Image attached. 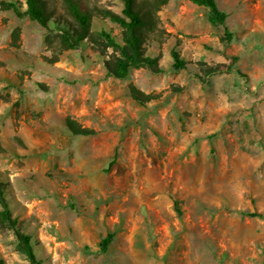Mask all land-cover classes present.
Wrapping results in <instances>:
<instances>
[{"label": "rangeland", "instance_id": "obj_1", "mask_svg": "<svg viewBox=\"0 0 264 264\" xmlns=\"http://www.w3.org/2000/svg\"><path fill=\"white\" fill-rule=\"evenodd\" d=\"M218 6L234 28L225 44L202 6L167 0L164 42L147 45L166 72L138 68L124 80L88 47L62 49L0 9V175L43 264H264V218L243 214L264 216V0ZM176 45L185 70L171 68ZM199 63L232 69L202 83ZM130 83L158 97L142 106ZM68 115L95 133L71 134ZM0 257L29 264L2 226Z\"/></svg>", "mask_w": 264, "mask_h": 264}, {"label": "trees", "instance_id": "obj_2", "mask_svg": "<svg viewBox=\"0 0 264 264\" xmlns=\"http://www.w3.org/2000/svg\"><path fill=\"white\" fill-rule=\"evenodd\" d=\"M122 7L119 12L113 11L104 5L92 3L90 0H0L1 10H10L18 18L27 17L36 22L47 32L57 35L62 49L79 50L88 47L90 52L101 61L107 76L124 80L133 69L145 68L149 72L158 74L166 70L158 61L157 56L147 53L150 43L161 44L165 39L159 11L167 0H120ZM205 9L208 22L215 27H221L220 42L227 43L233 38L234 28H228L226 20L228 14L219 8L218 0H188ZM109 23L114 24L115 28ZM177 46L170 49L171 68L173 71L185 70L188 62L181 56ZM236 57L232 58V63ZM232 64L217 63L208 65L199 63L198 68L202 75L195 76L207 83L208 77L230 72ZM39 86L43 84L37 83ZM130 97L144 106L158 97L154 93H146L135 84L128 85ZM64 123L71 134L91 135L95 130L81 125L69 115ZM114 163L109 161L105 170ZM7 184L0 175V226L12 231L17 249L25 256L29 264H43L33 247V237L26 231L23 222L12 215L7 198ZM173 208L178 215L182 214L180 201L171 196ZM69 208H74L72 203ZM248 216H264L257 210L246 211ZM114 232H107L99 241V251L105 253L113 241ZM0 264H4L0 257Z\"/></svg>", "mask_w": 264, "mask_h": 264}]
</instances>
